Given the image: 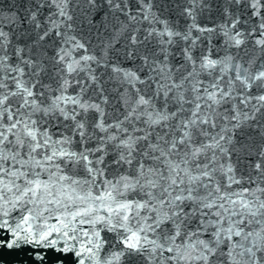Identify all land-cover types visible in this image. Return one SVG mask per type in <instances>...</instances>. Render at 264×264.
Returning <instances> with one entry per match:
<instances>
[{
    "label": "snow or ice",
    "instance_id": "1",
    "mask_svg": "<svg viewBox=\"0 0 264 264\" xmlns=\"http://www.w3.org/2000/svg\"><path fill=\"white\" fill-rule=\"evenodd\" d=\"M5 246L264 264V0H0Z\"/></svg>",
    "mask_w": 264,
    "mask_h": 264
},
{
    "label": "water",
    "instance_id": "2",
    "mask_svg": "<svg viewBox=\"0 0 264 264\" xmlns=\"http://www.w3.org/2000/svg\"><path fill=\"white\" fill-rule=\"evenodd\" d=\"M19 253L15 250H9L6 246L0 248V259H3L5 264H15L16 258Z\"/></svg>",
    "mask_w": 264,
    "mask_h": 264
}]
</instances>
